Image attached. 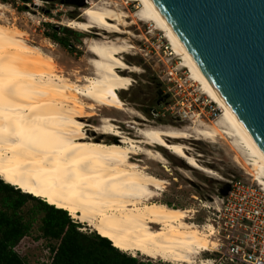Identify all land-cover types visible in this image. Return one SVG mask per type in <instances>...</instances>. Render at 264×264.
Segmentation results:
<instances>
[{
    "label": "bare ground",
    "instance_id": "bare-ground-1",
    "mask_svg": "<svg viewBox=\"0 0 264 264\" xmlns=\"http://www.w3.org/2000/svg\"><path fill=\"white\" fill-rule=\"evenodd\" d=\"M109 1L84 7L83 20L64 24L98 36L92 29L132 35L125 29L128 17L150 24L162 33L171 54L179 56L187 77L220 109L219 116L209 124L195 121L184 128L143 126L136 128L135 137L126 136L110 116H102L98 125L83 122L92 116L86 109L94 106L125 111L119 93L132 85L129 73L137 67L122 54L135 46L121 36L87 38L92 74L71 79L51 55L29 44L22 30L0 24V178L86 222L118 250L171 264H194L195 256L213 248L214 242L191 220L193 208L154 200L168 181L145 171L131 155L143 154L168 171L160 147L194 169L217 176L182 140L222 138L240 154L234 156L237 163L262 184L264 160L149 0H122L136 3L130 13ZM89 130L117 140H96Z\"/></svg>",
    "mask_w": 264,
    "mask_h": 264
},
{
    "label": "rangeland",
    "instance_id": "rangeland-1",
    "mask_svg": "<svg viewBox=\"0 0 264 264\" xmlns=\"http://www.w3.org/2000/svg\"><path fill=\"white\" fill-rule=\"evenodd\" d=\"M100 1L109 0H30L26 3L22 0H0V24L8 27L16 26L22 30L27 42L51 55L57 61L62 73L71 79L92 74V68L88 63L91 54L85 48L87 38L111 40L121 36L135 46L134 49H129L127 53L122 54L125 62L137 67L136 72L129 73L132 85L129 89L119 93L125 111L112 107L94 106V109H86L87 113H91L92 116L86 118L87 120L82 119L83 122L98 125L102 116H110L116 119L113 122L129 137H135L136 128L143 126L184 128L186 125L194 124L195 121L211 123L213 119H208L206 110H204L205 114L197 115V108L193 104L192 98L202 94L198 91L197 84L187 77V70L180 65L179 56L171 54L168 42L163 38L162 33L152 29L150 24L128 17L126 21L129 25L125 29L129 30L132 35L120 36L116 33L92 29L93 32L101 34L98 36L67 27L64 24L70 19L83 20L82 9L93 3H100ZM109 2L118 3L119 8L128 13L133 12L136 7L133 1H128L126 4H122V0H110ZM132 20L135 23H131ZM58 25L70 29L68 33L57 32V36L65 38L70 46L57 43L51 38L53 27ZM169 67L178 71V81L182 83V86L168 81ZM83 101L86 105L91 104L88 100ZM171 107L180 110L181 113L186 111L187 117L181 120L175 115V111L172 112ZM88 135L95 136L96 140L104 142L117 140L116 137L107 136L99 131L89 130ZM182 142L190 148V152L201 164L215 170L218 175L211 176L194 169L184 160L160 147L157 148L167 161L168 171L162 163L147 158L143 154H132L131 157L140 165L146 166L145 171L148 173L168 181L164 191H161L154 200L168 203L170 206L193 208L191 220L204 226L208 223L210 213L206 208H200L201 203L220 194L230 180L250 179L251 176L245 172L242 165L237 163L234 156L240 154L233 150L225 139L217 138L216 142H211L207 139L189 138ZM33 202L35 200H30L22 208V213L26 218L30 217L29 207ZM32 216L29 230L19 241L16 251L25 259L26 264H41L47 259V248L57 241L43 235L40 227L41 213H35ZM80 225L81 230L95 231L86 222H80ZM125 253L131 255L129 252ZM201 254L206 255L203 252ZM135 257L149 261L151 264H171L160 259L155 260L139 255V253Z\"/></svg>",
    "mask_w": 264,
    "mask_h": 264
},
{
    "label": "water",
    "instance_id": "water-1",
    "mask_svg": "<svg viewBox=\"0 0 264 264\" xmlns=\"http://www.w3.org/2000/svg\"><path fill=\"white\" fill-rule=\"evenodd\" d=\"M149 2L264 160V0Z\"/></svg>",
    "mask_w": 264,
    "mask_h": 264
},
{
    "label": "trees",
    "instance_id": "trees-1",
    "mask_svg": "<svg viewBox=\"0 0 264 264\" xmlns=\"http://www.w3.org/2000/svg\"><path fill=\"white\" fill-rule=\"evenodd\" d=\"M22 1L26 3L30 0ZM53 28L51 38L57 43L70 46L65 38L57 36V32L68 33L70 29L60 25ZM30 200L35 202L31 203L30 217L26 218L22 208ZM35 213H41L40 227L43 235L57 241L48 247V263L41 264H151L118 250L109 239L95 231L81 230L80 222L71 218L66 210L24 193L1 178L0 264H26L13 247L29 230Z\"/></svg>",
    "mask_w": 264,
    "mask_h": 264
},
{
    "label": "built area",
    "instance_id": "built-area-1",
    "mask_svg": "<svg viewBox=\"0 0 264 264\" xmlns=\"http://www.w3.org/2000/svg\"><path fill=\"white\" fill-rule=\"evenodd\" d=\"M177 73L176 69L169 67L168 81L182 86ZM192 100L197 115L205 114L206 110L208 119L215 120L219 116L220 109L206 95H198ZM172 110L181 120L187 117L186 111L181 113L180 110ZM228 184L225 195L217 194L200 205V208H206L210 213L208 223L201 226L214 242V247L202 251L205 256L199 253L194 264H205L202 261L206 264H264V184L252 177L234 178ZM18 243L13 247L14 251Z\"/></svg>",
    "mask_w": 264,
    "mask_h": 264
}]
</instances>
